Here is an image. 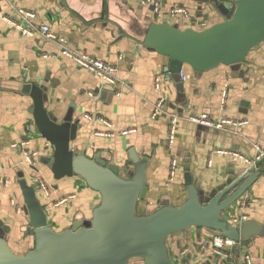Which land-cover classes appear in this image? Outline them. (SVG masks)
Here are the masks:
<instances>
[{"label":"crops","instance_id":"crops-1","mask_svg":"<svg viewBox=\"0 0 264 264\" xmlns=\"http://www.w3.org/2000/svg\"><path fill=\"white\" fill-rule=\"evenodd\" d=\"M162 4V15L155 17L139 0H0V228L15 253L24 254L33 242L26 233L28 219L18 185L20 178L34 187L33 177L39 175L51 186L47 197L35 192L55 230L70 227L76 219H90L99 201L98 193L81 178H53L44 163L51 147L34 130L29 111L32 100L21 91L25 83L45 85L44 105L58 121L74 106L73 118L81 125L73 143L76 153L99 155L108 164L118 166L123 174L134 166L131 151L147 160L148 190L139 204L141 211L164 201L180 205L186 198L188 179L207 193L252 166L240 156L217 153V149L235 151L251 159L256 145L264 148V43L252 48L238 65H219L199 73L184 65L186 80L179 75L176 80L164 71L167 58L140 44L149 24L168 21L181 29H200L203 23L221 21L222 15L203 0H163ZM173 5L183 7L188 16L169 17ZM20 8L34 11L33 22L47 24L53 33L67 40L71 49L114 65L119 84L101 87L100 79L62 55L57 43L37 34L23 35L3 19L16 18ZM168 74L169 80L156 89L155 77ZM161 96L165 99L164 109L178 116L171 148L167 146L168 117L159 114L151 118L153 104ZM201 113L213 119L227 117L246 123L215 129L186 119ZM96 131L114 135H96ZM123 131L129 132L122 134ZM23 140L28 142L26 148L40 154L36 169L12 145ZM172 156L178 165L174 180L168 182ZM255 172L258 176L248 190L225 210L224 217L230 222L238 216V202L247 197V220L264 225V161L252 171ZM69 195L74 197L56 204ZM213 232L191 227L170 235L167 247L175 262L223 264L208 245ZM244 253L252 257L253 264H264V232L252 235L247 243L240 240L233 256L237 259ZM135 260L131 264H143L142 259Z\"/></svg>","mask_w":264,"mask_h":264},{"label":"water","instance_id":"water-1","mask_svg":"<svg viewBox=\"0 0 264 264\" xmlns=\"http://www.w3.org/2000/svg\"><path fill=\"white\" fill-rule=\"evenodd\" d=\"M203 1L214 5L222 15L221 21L202 29H181L168 21H155L149 24L140 42L167 58L164 71L176 80L184 65L198 73L219 65H238L252 48L264 43V0ZM45 88L31 82L21 88L32 100L29 111L34 130L51 147L44 163L56 180L81 178L98 193L99 201L90 219H76L70 227L55 230L34 187L20 178L18 185L28 219L26 233L33 242L28 251L17 254L0 228V264H128L136 258L142 259L143 264H177L167 247V239L174 233L191 227L207 228L247 243L252 235L264 232V225L254 220L231 223L224 217L225 210L257 178L258 173L252 171L264 159L207 193L188 179L186 198L180 205L164 201L141 211L139 204L148 190L147 160L131 151L134 166L123 174L118 166L108 164L99 155L76 153L73 143L81 125L73 118L74 106L68 108L61 121L54 119L44 105Z\"/></svg>","mask_w":264,"mask_h":264},{"label":"built area","instance_id":"built-area-1","mask_svg":"<svg viewBox=\"0 0 264 264\" xmlns=\"http://www.w3.org/2000/svg\"><path fill=\"white\" fill-rule=\"evenodd\" d=\"M7 1H11V0H7ZM139 3L143 7L150 8L152 14L155 15V17L156 15L157 16L162 15L163 0H139ZM179 14L184 15L186 17L188 16L186 10L183 7L177 5H173L168 11V16L171 18H174L176 15ZM16 16H17L16 18L4 16L3 19L23 35L34 36L37 34L47 40L57 43L60 47V53L70 58L80 68L97 76L100 79L101 87H106V86L115 87L119 84L117 68L114 65L109 64L101 59H98L87 52L71 49L68 46L67 40L53 33L47 24L36 25L33 22L34 18L36 17V13L34 11L20 8L16 10ZM206 26L207 25L203 23L200 29L205 28ZM44 56L49 57V56H53V54H45ZM178 75L181 77L182 80H186L187 78L182 69L178 72ZM169 78H170L169 74L155 77V83H154L155 88L159 90L161 88V83L163 81L169 80ZM164 102L165 99L164 97L161 96L158 99V101L153 104L154 109L151 114V118H155L159 114H164L168 117L169 127L167 134V146L171 148L175 139L178 116L176 114L167 112L163 107ZM186 119L195 124H199L215 129H224L228 127L236 128L246 123L245 120L238 121L227 117L213 119L207 113L191 114L187 116ZM127 132L129 131H123L121 133L126 134ZM95 134L108 135V136L114 135L113 133L104 134L103 132L100 131H96ZM27 143H28L27 140H23L17 143H13L12 145L22 152L24 161L30 167L36 169V161L37 158L40 157V154L38 150H30L29 148H26ZM255 148H256V153L251 159L243 155H240L238 154V152L235 151L217 149L216 152L222 154H232L235 156H240V158L245 160V162H247V164L250 166V165H255L256 162L260 161L261 159H264V148H260L258 145H256ZM177 165L178 164L176 157L172 156L168 171V179H167L168 182H172L174 180V177L176 176ZM33 183H34V189L36 190L38 195H42L44 197L50 195L52 188L42 176L39 175L34 176ZM73 197L74 195L61 197L56 201V204L57 205L63 204L69 199H72ZM11 202L12 204H14V200H11ZM248 205L249 202L247 200V197L241 199L238 202L237 211L239 213L238 216L235 217L231 223H235L237 221L243 223L244 221L247 220L245 209L247 208ZM16 208L17 211H20L19 206H16ZM208 245L210 246L214 254H216L221 259H223L224 261L223 264H253L252 257L247 253L240 254L237 257V259L233 256V249L240 245V240L239 241L231 240L223 236L220 232L214 231L209 239ZM204 246H206V244Z\"/></svg>","mask_w":264,"mask_h":264},{"label":"rangeland","instance_id":"rangeland-1","mask_svg":"<svg viewBox=\"0 0 264 264\" xmlns=\"http://www.w3.org/2000/svg\"><path fill=\"white\" fill-rule=\"evenodd\" d=\"M136 261L135 259L131 260L128 264L134 263Z\"/></svg>","mask_w":264,"mask_h":264},{"label":"trees","instance_id":"trees-1","mask_svg":"<svg viewBox=\"0 0 264 264\" xmlns=\"http://www.w3.org/2000/svg\"><path fill=\"white\" fill-rule=\"evenodd\" d=\"M38 199H40V198L38 197Z\"/></svg>","mask_w":264,"mask_h":264}]
</instances>
